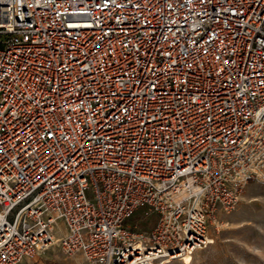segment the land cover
<instances>
[{"label":"built area","instance_id":"built-area-1","mask_svg":"<svg viewBox=\"0 0 264 264\" xmlns=\"http://www.w3.org/2000/svg\"><path fill=\"white\" fill-rule=\"evenodd\" d=\"M263 163L264 0H0V264L180 258Z\"/></svg>","mask_w":264,"mask_h":264},{"label":"rangeland","instance_id":"rangeland-1","mask_svg":"<svg viewBox=\"0 0 264 264\" xmlns=\"http://www.w3.org/2000/svg\"><path fill=\"white\" fill-rule=\"evenodd\" d=\"M256 171L236 206L229 213L221 212L217 221L209 225V237L214 241L193 252L188 264H264V163ZM144 216L141 208L130 222L151 229L155 216ZM77 256L81 253L67 255L58 245H52L21 264H76L72 258ZM166 259L163 264H187L179 258L165 262Z\"/></svg>","mask_w":264,"mask_h":264},{"label":"crops","instance_id":"crops-1","mask_svg":"<svg viewBox=\"0 0 264 264\" xmlns=\"http://www.w3.org/2000/svg\"><path fill=\"white\" fill-rule=\"evenodd\" d=\"M61 226H63L64 227V225L62 224V222H59L58 224H57V230H56V232L57 233H64V231H65V227H64V231H62V232H60L59 231V229H61ZM58 235V234H57ZM59 235H61V234H59ZM76 255V254H75ZM72 259H74L73 261L76 263V264H89L88 262H87V260L85 259V257L81 254V256H77L76 258L75 257H73Z\"/></svg>","mask_w":264,"mask_h":264},{"label":"bare ground","instance_id":"bare-ground-1","mask_svg":"<svg viewBox=\"0 0 264 264\" xmlns=\"http://www.w3.org/2000/svg\"><path fill=\"white\" fill-rule=\"evenodd\" d=\"M60 236V235H58ZM214 239L210 238V242H213ZM46 249L42 250L45 251ZM172 258V257H171ZM171 258H167L165 262L171 260ZM179 259H181L182 261H184V263H190L193 260V253H185L182 257H180Z\"/></svg>","mask_w":264,"mask_h":264}]
</instances>
